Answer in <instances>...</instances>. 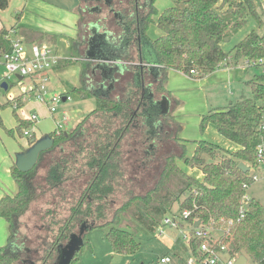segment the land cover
<instances>
[{
    "label": "trees",
    "instance_id": "1",
    "mask_svg": "<svg viewBox=\"0 0 264 264\" xmlns=\"http://www.w3.org/2000/svg\"><path fill=\"white\" fill-rule=\"evenodd\" d=\"M9 2L10 0H0V11L5 10ZM154 2L152 0L151 7ZM153 9L152 15H157ZM248 17L260 22L252 0H177L173 7L159 13L155 23L161 36L150 42V45L161 66L160 72L164 74L157 81H151V86H154L153 95L160 98L166 92L164 80L167 70L173 69L188 77L193 75L192 77L201 78L226 63L230 55L236 64L241 59L256 60L264 57V33L251 32L234 44L229 52L223 49L226 39L229 42L231 36L242 29ZM151 22L154 23L152 18L146 26ZM21 35L33 41L53 39L29 29H22ZM8 36L9 30H0V52L9 48ZM72 43L75 51L81 44L79 40ZM129 48L126 50L127 62L122 65L124 71L116 78L121 95L115 98L103 97L90 88L95 83L91 76L92 63L77 59L78 55H72L71 59H60L56 68H61L60 65L66 63L80 67V86L75 90L82 99L94 97L96 107L72 130L54 129L49 134L54 141L52 148L39 155L37 164L31 171L22 173L15 165L12 166L11 174L16 191L13 195H5L0 199V217L7 223L9 230L8 243L16 239L18 219L40 189L32 181L34 170L41 161L48 158L47 171L43 176V185L47 189L43 191L63 192V187L68 182L81 178L87 180L64 223L58 222L55 230L44 225L39 227L46 229L39 237H45L48 243L56 237L65 242L71 234L76 230L79 232L84 226L87 231L82 235L83 248L88 243L86 236L89 231L108 226L105 238L113 253L134 255L140 245L136 239L138 233H155L164 217L172 214V208L177 204L178 212H190L185 219L187 222L193 223L196 220L203 225L211 224L219 230L232 256L243 255L251 264H264V204L250 198L244 206V217L239 220V208L246 195L243 185L247 184L249 187L252 183L249 181V171L244 173L238 168L239 163L249 169L254 168L255 147L260 138L257 125L264 112V77L249 82V98L241 97L224 108L214 110L202 121L213 123L217 132L235 145V150L225 151L212 143L198 141L194 144L192 156L187 158L183 153L185 145L177 142L180 154H169L163 158L161 171L146 194L129 196L121 208L114 210L113 220L105 223L106 213L111 211L110 206L105 203H109L107 199L116 192L115 187L118 186L117 179L121 173L117 170V155L120 152V142L129 130L130 120L139 118L142 122L141 118L144 117L140 113L142 114L144 104L148 105L146 110L151 111L153 119L158 118L159 114L157 106L150 107L143 91H139L140 87H134L132 73L127 72L125 65L137 57L133 49L130 51ZM192 70L196 75L190 73ZM121 83H124V88ZM7 92L4 91V94ZM154 96L152 102L156 103ZM15 99L17 106H21L20 96ZM5 106L12 108L13 103L8 101L0 109ZM13 114L17 118L15 109ZM160 117L170 125L175 124L167 119H171L169 116ZM18 122L17 132L26 137L24 131L31 124L22 120ZM146 129L140 128L141 138H144ZM174 141L180 139L174 136ZM31 144L30 142V146ZM178 159L183 160L191 169L199 171L201 180L184 173L177 165ZM175 248L183 249L185 254L191 253L181 239L176 240L174 250ZM195 250L196 245L193 244L192 253ZM174 256L183 261L184 257L180 253L174 251ZM19 261V256L9 251L7 245L0 248V264H17Z\"/></svg>",
    "mask_w": 264,
    "mask_h": 264
},
{
    "label": "rangeland",
    "instance_id": "2",
    "mask_svg": "<svg viewBox=\"0 0 264 264\" xmlns=\"http://www.w3.org/2000/svg\"><path fill=\"white\" fill-rule=\"evenodd\" d=\"M176 1L155 0L152 8L157 15L151 16L154 23L151 22L149 26H144V34L149 42L161 36V31L155 23L157 16L166 9L173 7ZM252 2L256 7L260 22L248 17L242 29L237 34L232 35L229 42L226 40L227 43L223 47L225 52H229L236 42L251 32L264 33V0H252ZM87 5L91 7L96 4L82 0H10L8 7L0 11V18L5 28H10L14 23H19L26 29L55 35V45L47 42L40 44L48 45L53 49V54L56 57L65 60L71 59L70 46L74 40L81 39L82 24H86L88 20L99 18L103 21L101 28L117 30L116 24L111 22L107 9L102 3H99L101 13H92L83 20L81 17L83 12L80 9L89 8ZM79 19H81L80 22ZM63 65V67L60 65L61 68L50 73L45 99L48 100L54 94L65 95L67 93L71 101L58 104L54 115H50L46 108L34 99L32 94L28 95L23 104L26 112L38 115L36 126L42 133H52L55 125L61 122L62 113H66L68 120L61 123V130L70 131L96 107L94 97L88 96L82 99L75 90V87L80 85L79 66L77 64L67 65V63ZM193 72L196 75V72ZM260 72V69L255 67L245 68L242 59L236 64L232 55L229 56L226 63L224 62L213 72L201 78L192 77L193 75L191 78L173 69L167 70L164 80L166 92L160 98L153 96L156 100L160 99L158 103L164 102L166 104L164 116L171 117V119L168 117L167 119L175 122V124L162 123L164 128H160L156 130L157 133L150 135L145 144L141 143L139 129L129 127L128 132L120 142L117 170L121 175L117 179L116 192L107 199L109 203H105L110 206L109 209L111 210L106 213L105 223L113 220L114 210L121 208L120 206L128 200L129 196L146 194L161 171L163 158L169 154H180L177 142L185 145L183 153L187 158L192 156L194 144L198 141L212 143L225 151L235 150V145L221 136L213 123L209 121L203 123L202 121L214 110L224 108L241 97L249 98L251 96L249 82L262 77ZM5 74L4 67L0 65V78ZM151 81L148 79V82ZM9 82L11 88L7 93L11 95H19L28 86L26 80L17 83L14 78H10ZM123 84L121 83L122 88H124ZM119 89L121 88L117 85L107 97L120 96ZM153 89L154 86H151L152 94H154ZM2 94L4 95V92ZM256 103L260 104L259 102ZM174 136H177L180 141H174ZM206 160L209 161V158ZM48 161V158L44 159L35 168L32 181L36 188L40 186V189L36 191L35 199L28 205L25 213L18 219L16 240L18 241L25 236L27 238L25 243L28 248H36V245L39 244L37 241L39 234L46 232V229H39L41 225L49 226L55 230L58 227V222H65L71 207L80 195L82 185L87 182L86 179L81 178L68 182L63 187V192L60 190L43 191L47 189L43 185V176L47 171ZM176 162L184 173L194 179L201 180L199 171L191 169L181 159ZM77 170L79 171L78 167ZM246 195L264 204V183L262 181L252 183L247 188ZM178 213V205L175 204L172 208V214ZM116 220L118 219L116 218ZM180 223L179 229L165 226L160 235L157 231L152 234L139 232L136 239L140 245L134 255L114 254L105 238L109 230L108 226L97 227L87 233L88 243L78 252L73 264H156L164 256H169L172 259V264H185L186 257L182 258L183 261L181 262L174 256V251L180 253L181 257L185 255V251L181 248L174 250L176 240L181 239V234L187 231L185 221L181 220ZM75 233H78L77 230ZM246 259V264H251L249 259Z\"/></svg>",
    "mask_w": 264,
    "mask_h": 264
},
{
    "label": "built area",
    "instance_id": "3",
    "mask_svg": "<svg viewBox=\"0 0 264 264\" xmlns=\"http://www.w3.org/2000/svg\"><path fill=\"white\" fill-rule=\"evenodd\" d=\"M8 40L9 48L6 51L0 52V65L6 71V74L0 78V85L5 83L7 85L6 91H9L11 88L10 78H14L17 83L25 80L28 82L27 89L19 95L22 102L21 106H17L15 103L17 96L8 93L7 99L13 103L12 108L16 110L19 120L31 124V127L24 131V135L31 138V132L36 127L38 115L36 113H28L24 110L23 104L28 95H34V99L45 106L50 115L56 113V106L58 104L69 102L71 98L68 94H54L48 100L45 99L50 73L55 70L60 61L53 54L51 47L45 44H27L21 36L16 35L14 30H9ZM243 62L245 68L255 67L260 69V74L264 77V57L256 60L244 59ZM190 73L194 74L193 71H190ZM18 76L22 79L18 80ZM3 92L4 90L0 87V94ZM67 120L66 113H62L61 122L55 125V129L61 130V123ZM257 131L260 138L255 147L254 168L249 169V181L251 183L259 181L264 183V112L257 125ZM243 188L247 190L248 185L244 184ZM249 199L247 195L242 198L239 208V220L244 217V206ZM189 215L190 212L187 210H183L176 215H167L164 217L162 225L156 230L158 235L162 234L165 226L179 229L181 227L180 221L184 220L187 225V231L181 234V241L191 251V253L184 255V258L186 257L185 264H235L239 255L232 256L230 254L228 244L222 239L219 230L211 224L203 225L199 221V225L195 227L196 220L193 223L185 220ZM193 244L196 245L195 253H192ZM156 264H172V259L169 256H164Z\"/></svg>",
    "mask_w": 264,
    "mask_h": 264
},
{
    "label": "flooded vegetation",
    "instance_id": "4",
    "mask_svg": "<svg viewBox=\"0 0 264 264\" xmlns=\"http://www.w3.org/2000/svg\"><path fill=\"white\" fill-rule=\"evenodd\" d=\"M102 4L107 9V14H109L111 22L116 24L115 27L117 29L127 31L124 33V36L121 39L122 40L121 44L126 42L131 46L133 51L137 54L135 60L130 61L129 64L125 65V67L127 68V72L132 73L134 87H140L139 91H143V94L146 96L148 103H150V107L152 108V105L154 107L157 106L156 108L159 111V114H161L162 108L161 105H159L158 103L160 99L156 100L155 101L156 103L152 102L153 94L150 91L151 82H148V79H151L153 82H155L157 81V78L162 76L164 73L160 72L161 66L155 67L149 65V64L152 65L154 62H157V60H156V55L151 49L150 42L148 41L147 37H145L144 34V26H146L148 20L152 16V7H151L152 0H141V1L112 0L110 8H107L104 2H102ZM87 7L89 8H83L81 10V12H83L81 15L83 20H85L86 16H89L92 13L96 14L99 11H101V7L99 6V4L93 5L91 7L87 5ZM110 10L112 11L110 12ZM98 19L99 18H95L92 21H98ZM100 41L103 42V39H100ZM76 51L78 53L77 59L91 63V61L86 60L85 55L87 51V42L85 39L83 38L81 39V44L77 46ZM95 51L96 50H94V52ZM102 68L106 70L105 67ZM119 71L120 70L112 71V73L109 75L111 79L106 81L107 83H104L105 81H102V79L104 80V78H102V76L99 75L100 74L99 69L97 68L96 65H93L91 67V76H93L95 83L92 84L93 86H90V88L94 90L95 93H99L100 91H102V89H100V85H101V87L105 86L106 91L110 93L116 88L117 85H119V83H117L118 79H116L118 75H120ZM98 75L100 76V78L98 77ZM119 77L121 78L122 76ZM105 78L107 77L105 76ZM98 81H102L103 83L101 82V84L98 85L97 84ZM147 108L148 105L146 104H144V106L142 107V114L140 113V115L144 117V119L140 117L142 122H140L139 118L136 119L133 118L130 120V126L132 128H136V130L139 129L138 131L141 136H142V132L140 131V128L141 127L147 128L145 130L144 138H141L142 144L147 143L149 136L150 135L152 136L155 133H157L156 130H159L160 128H164L162 126L163 125L162 123L165 122L164 118L160 117L163 116L162 114L161 115L158 114V118L153 119L151 116V111H149V109L147 111L146 110ZM160 118L162 119L163 122L161 121ZM148 124H150V126H148ZM146 153L148 154V152ZM38 238L37 241L39 242V244H37L36 245L37 247L34 249L28 248L26 246L25 242L27 241V238L25 236L20 238L18 241L15 239L12 242H10V246L8 247L9 251H11L14 254H17L20 259V261L17 264H57L59 251L62 247H64L68 243L70 236L65 242H62L57 237L52 238V240H49V243L48 241H46L45 237H42L43 239H41L40 237ZM77 254L78 252L74 255L70 264L73 263V260Z\"/></svg>",
    "mask_w": 264,
    "mask_h": 264
},
{
    "label": "water",
    "instance_id": "5",
    "mask_svg": "<svg viewBox=\"0 0 264 264\" xmlns=\"http://www.w3.org/2000/svg\"><path fill=\"white\" fill-rule=\"evenodd\" d=\"M83 1L94 4H99L104 2L107 8H110V5L112 3V0H83ZM101 11H99V13ZM111 11L112 10H110V12ZM102 24L103 21L100 19H98V21L88 20L86 24L83 23L82 27L86 29L85 30L83 28H82L83 30L81 29L82 32L81 39L83 38L87 42L86 59L97 63L96 66L99 69V73L102 76V78H104L103 81H106L111 79L109 75L112 73V71L120 70L119 73L124 71L122 67L123 64L119 62L120 61L118 57L119 54L116 53L122 50L123 45L121 44L122 43L121 39L123 38L124 33L127 31L125 30L123 31L117 28L116 31L107 28L103 29L101 28ZM81 39L79 40L80 42ZM100 39H103V42H101ZM107 48H110L111 53L110 56L104 57L103 55L105 54ZM94 50H97L99 53L102 54V56H95ZM152 66L160 67L158 62H154ZM102 67H105L106 70H104V68ZM105 76L107 78H105ZM17 79L21 80L22 78L18 76ZM0 87L4 91L7 90V85L5 83H2ZM160 104L162 108L161 114L164 116V114L166 113V107H165L166 104L164 102L159 103V105ZM31 143L32 144L29 148L15 155L14 165L19 172L27 173L31 171L37 164L39 155L43 152L50 150L54 144V141L49 136V134H46L39 139H33ZM238 168L244 173H247L249 171V168L245 166L243 163H239ZM198 225L199 223L196 222L194 226L197 227ZM86 231L87 228L83 226L80 228L78 234L70 235L68 243L64 247H62L59 251L57 264H70L74 255L77 252H79L83 246L82 235ZM246 263H247V259L243 255H239L235 262V264H246Z\"/></svg>",
    "mask_w": 264,
    "mask_h": 264
},
{
    "label": "crops",
    "instance_id": "6",
    "mask_svg": "<svg viewBox=\"0 0 264 264\" xmlns=\"http://www.w3.org/2000/svg\"><path fill=\"white\" fill-rule=\"evenodd\" d=\"M54 3L57 4V2H54ZM80 20L81 19H79V22H80ZM2 29L16 31L17 33L20 34V35L19 34L18 35L21 36L27 44H33V43L34 44H40L41 42H47L48 44H51V45L56 44V36L52 35V34H46V33H43V34L49 35L50 38H53V39H51L52 41H49L46 39H43L41 41L27 40L26 38H24L21 35V30L26 29L25 27L21 26L19 23L18 24L14 23V25H12L10 28H5L4 23L2 22V20L0 18V30H2ZM37 33H42V32H37ZM76 40H78V39H76ZM72 45H73V43L70 46V50H71L70 57H72V55H78L77 52L75 50H73ZM122 45H123L122 50L118 51L116 54H119V56H118L119 60H120L119 62L123 64V63L127 62L126 61V57H127L126 56V54H127L126 50L129 48V44H127L125 42ZM129 49L131 51L132 48H129ZM110 53H111L110 48H107L105 51V54L103 56L104 57L110 56ZM94 54H95V56H102V54L99 53L97 50L94 52ZM91 63L93 65H97L96 62L91 61ZM102 81H103V79H102ZM102 81H100V84ZM106 81H108V80H106ZM106 81L104 83H107ZM79 82H80V80H79ZM79 86H76L75 88H78ZM100 89H102V91L99 92V95L101 94V96L107 97L109 92L106 91V87L105 86L101 87V85H100ZM7 94H4V95L0 94V98H1L0 99V106L5 104L6 102H8V99H7L8 95ZM19 95H15V96H19ZM17 118H18V116H17ZM17 118L13 114V109L10 106H5V107H2L0 109V123H1L0 124V199L5 195H13L16 191V184H15V181H14L12 174H11V168L14 165L15 155L17 153L22 152L25 149L29 148L30 142H31V140H33V138L39 139L42 136L48 134V133H42L39 130V128L36 126L35 129L31 132V135H32L31 138L23 137L20 133L17 132V129L19 126V122H18L19 118L18 119ZM48 121L50 122V120H48ZM44 132H46V131H44ZM8 236H9L8 225L0 217V248L3 246H6V245L8 247L10 246V243H8L9 242Z\"/></svg>",
    "mask_w": 264,
    "mask_h": 264
}]
</instances>
